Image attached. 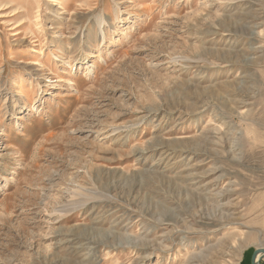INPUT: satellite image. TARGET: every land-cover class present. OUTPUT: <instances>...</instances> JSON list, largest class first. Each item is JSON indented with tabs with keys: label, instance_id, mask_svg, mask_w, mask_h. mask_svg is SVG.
<instances>
[{
	"label": "rangeland",
	"instance_id": "obj_1",
	"mask_svg": "<svg viewBox=\"0 0 264 264\" xmlns=\"http://www.w3.org/2000/svg\"><path fill=\"white\" fill-rule=\"evenodd\" d=\"M263 247L264 0H0V264Z\"/></svg>",
	"mask_w": 264,
	"mask_h": 264
},
{
	"label": "water",
	"instance_id": "obj_2",
	"mask_svg": "<svg viewBox=\"0 0 264 264\" xmlns=\"http://www.w3.org/2000/svg\"><path fill=\"white\" fill-rule=\"evenodd\" d=\"M264 259V247L254 251L250 258V264H259Z\"/></svg>",
	"mask_w": 264,
	"mask_h": 264
},
{
	"label": "bare ground",
	"instance_id": "obj_3",
	"mask_svg": "<svg viewBox=\"0 0 264 264\" xmlns=\"http://www.w3.org/2000/svg\"><path fill=\"white\" fill-rule=\"evenodd\" d=\"M37 22H39V18H37Z\"/></svg>",
	"mask_w": 264,
	"mask_h": 264
}]
</instances>
